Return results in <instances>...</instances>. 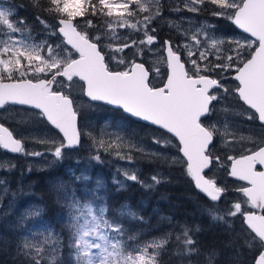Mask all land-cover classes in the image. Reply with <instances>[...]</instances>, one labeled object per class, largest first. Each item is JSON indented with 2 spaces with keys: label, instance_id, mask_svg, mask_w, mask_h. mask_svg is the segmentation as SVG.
I'll use <instances>...</instances> for the list:
<instances>
[{
  "label": "snow or ice",
  "instance_id": "snow-or-ice-1",
  "mask_svg": "<svg viewBox=\"0 0 264 264\" xmlns=\"http://www.w3.org/2000/svg\"><path fill=\"white\" fill-rule=\"evenodd\" d=\"M181 2L182 7L175 11H211L215 17L230 20L249 37L243 41L217 38L209 34L212 26L204 25L191 33L182 32V43L173 44L170 39L161 43L154 26L162 16L161 0H32L37 12L48 13L53 21L48 23L41 15L36 16L48 37L54 38L52 42H37L23 19L13 20L15 6L0 7V110L7 112L10 106H22L58 130L62 134L59 143L47 138L38 141L55 145L52 155L57 161L63 159L65 149L81 143L80 113L73 97L77 88L90 101L116 106L171 134L178 142L173 146L182 154L176 160L183 165L185 175L212 202L204 211L230 232L235 231L232 218H238L240 231L230 246L243 239L240 248L251 253V264H264V140L237 138L228 131L227 123L219 126V121L210 120L217 110L214 102L224 99L221 93L232 94L247 106V120H258L264 127V0ZM18 33L22 38H18ZM157 44L163 50L166 66L159 86L152 79L161 77V68H149L143 60ZM225 44L227 48L223 47ZM229 72H234L232 79L238 82L233 89L224 83ZM217 140L225 148L240 140L252 141L255 146L243 147L241 154L222 159L214 151ZM154 142L172 143L171 139ZM93 143L105 151L117 150L116 155L128 161L132 160L131 150L142 151L120 135L111 143L95 138ZM0 148L11 153L42 155L26 152L23 141L15 138L3 123ZM124 148L129 150L127 154L119 151ZM93 159L99 161L100 156ZM5 167L0 164V168ZM218 168H225L229 177L246 182V186L235 189L246 199L230 204L223 200L229 188L210 175ZM124 175L127 180L143 183L134 172L125 171ZM74 178L86 183L91 180L83 174ZM151 180L154 184L161 182L157 175ZM144 186L151 188L153 184ZM102 189L103 182L97 179L89 199L81 200L73 194L64 205L65 227L69 231L66 259L61 256L60 235H53L49 226L42 242L34 243L25 237L18 246L21 264H162L160 257L167 254L172 234L143 244H129L127 240L136 237L129 235L125 240L123 224L107 216ZM219 203H225V207L221 209ZM39 215L38 209H30L19 222L23 224ZM118 215L143 220L126 205ZM199 231V227L183 226L175 236L174 254L189 261L194 255H203L205 264H215L219 253L214 248L202 252L197 247L194 235ZM234 254L239 257L242 253L234 249Z\"/></svg>",
  "mask_w": 264,
  "mask_h": 264
},
{
  "label": "rangeland",
  "instance_id": "rangeland-1",
  "mask_svg": "<svg viewBox=\"0 0 264 264\" xmlns=\"http://www.w3.org/2000/svg\"><path fill=\"white\" fill-rule=\"evenodd\" d=\"M24 2L25 3H23V0H0V7L15 6L14 11L16 14L13 16V20L19 21L24 17L30 16L27 12L33 7L32 0H24ZM21 6H26V8H24L25 13L22 11L23 7ZM161 6L162 16L154 24L157 28V35L161 43L163 41L162 37L166 35L170 37L173 44L182 43L185 39L182 32L187 31L191 33L194 32L196 28L204 25H211L212 28L209 34L217 38H223L225 40L239 39L243 41L245 38L249 37L238 31L230 20L224 17H215L211 14V11H201L200 13L175 11L176 7H182L181 0H161ZM34 12H36V9H34ZM26 21L27 19H25V22ZM47 21L48 23H53L52 19ZM170 22L172 26H170ZM36 23H39L37 19ZM32 24H27V26L31 30V35L35 41L39 42L43 39H49V41L52 42L54 38L48 37L43 26H38L37 24L33 26ZM17 36L18 38H22L19 33ZM133 38H137L135 34H133ZM56 42L58 43L59 40H56ZM223 47L227 48L228 45L225 44ZM129 56H131V53H129ZM163 56V50L160 44H157L152 53L143 57L144 61L146 59L145 62L149 68L154 66L161 68V77H154L158 86L164 78L166 69L163 63ZM233 74L234 72L227 73V77L224 80V83L229 89H233L237 85V82L232 79ZM221 95L224 96V99L218 103L215 102L217 110L213 112L210 120L212 122L219 121V126H223L227 123L228 131L234 133L237 138L252 137L256 142L264 140V130H262L261 133V129L255 123L256 121L247 120L246 114L242 112L244 110L236 103L237 97L232 94L221 93ZM73 97L75 98L77 110L81 117L80 127L82 143L78 148L65 149L63 159L59 161L52 155V150L55 145L38 142L41 139L47 138L54 139L59 143L62 136L58 134L56 130L46 122L33 116L31 112L25 111L22 107L10 106L7 112L0 110V118L11 126L16 137L23 141L25 151L29 153H42L40 156H30L24 153H19L17 156H14L6 152L5 149L0 148V164L6 165L5 168H0V181L3 182L0 184V239L8 234H12V238L15 239L17 245V250L25 237L29 238L34 243L42 242L45 236L48 235L46 229L50 226L53 235L59 234L61 237V256L66 259L69 250L65 245L67 244L69 231L65 227L67 209L64 205L73 194L81 200L89 199L90 192L95 188L97 179L103 182V189L100 195L103 197V203L106 204L108 209L107 201L109 191H128L133 185L137 184L150 194L158 185L153 183L151 180L152 176L157 175L160 181H164L163 185L165 186L170 184L171 175L167 173L166 168H168V170H174V172L183 176V165L176 160L181 154L178 152V148L173 146L176 143H174L172 139L171 144H157L154 142L155 139L163 140L170 138L145 128L143 124H139L134 121V119L133 122L129 116L123 115L124 113L119 114L105 105L89 102L78 88L73 92ZM224 109H227V111H224ZM241 116L243 117V121ZM205 122L208 123L209 121L206 120ZM117 135L122 136L125 140H130L133 144L137 145L139 149H142V151H137L135 149L131 150L132 160L128 161L127 159L119 158L116 155L117 150L105 151L104 148H100L97 144L93 143V138L97 141L103 139L111 143ZM252 146L254 147L252 141L240 140L239 143L225 148L224 145L217 140L214 151L216 154L221 155L223 159L226 155H239L243 147L251 148ZM119 151L127 154L129 150L124 148L119 149ZM153 154L158 155L154 156ZM96 155L100 156L99 161L93 159ZM174 160H176V162H173ZM144 162L153 163L154 165L147 170V168L145 169L143 166ZM157 164L159 166H157ZM19 165L24 166L25 169H23V172L19 171L21 175L15 178L12 175V170L16 169ZM226 165H228V162L225 160V166ZM222 169L223 168H218L213 172L219 183H221ZM125 171L130 173L134 172L138 176L139 181L143 183L127 180L124 175ZM82 174L89 176L91 180L86 183L84 181H77L74 178ZM41 177L45 179L46 189L51 195L50 200H52V202L54 201V205H52L53 210L51 212H49L48 207L51 205L50 200H46L35 190V186H37L39 182L38 179ZM32 179H36V181L33 182ZM178 180L181 182L180 178H178ZM184 180H186V178ZM116 181H120L121 183H116ZM174 183H177V180H175ZM145 184H153V187H145ZM224 185L229 188L230 197H227L226 200L228 204L243 200L242 197L235 194L237 193L235 191L237 186L232 187L228 183H224ZM194 202L197 207V217L200 218L198 221H195L192 229L199 227V232H203V225H205L206 222L203 224L202 216H208L204 210L210 205L205 202ZM97 203H100V201H97ZM146 204H149V200L145 198L142 207L146 208ZM126 206L136 212L138 216L142 217L141 211H137L130 205ZM224 207L225 203L220 208L223 209ZM30 209H38L40 215L29 218L26 222L20 224V217ZM107 216L109 217L108 212ZM126 218L128 217H120V219L123 220ZM195 218H193V220H195ZM128 219L137 221L131 218ZM211 223L214 228L222 227L220 231L219 229L215 230L227 236V238L219 240L218 238L215 240V237L212 236H204L206 242L210 245L209 249L214 248L219 253L215 260V264H225L223 260L226 258H232L234 260L230 264H240V260H251V253L240 248V245L243 244V239H238L234 245L230 246V241L240 231L238 227V218H232L231 220L233 229H235L234 232H230L225 225L219 222L211 220ZM125 232H127L126 228ZM179 232L171 233L172 240L167 246V252L170 248H173L175 253L177 247L175 236L179 234ZM199 232L195 233L194 239L197 241V247H199L202 252H205L208 249L202 248L201 242L204 237L203 234L199 235ZM134 236L138 237L139 235ZM163 236L160 235L148 241L156 240ZM211 238L213 240H211ZM127 241L128 243L131 242L130 240ZM145 242H141V244ZM234 249L239 250L242 254L237 257L234 254ZM175 257L179 258L176 255ZM174 264H177L176 261H174ZM184 264H205V260L203 255H194L191 261L186 260Z\"/></svg>",
  "mask_w": 264,
  "mask_h": 264
},
{
  "label": "trees",
  "instance_id": "trees-1",
  "mask_svg": "<svg viewBox=\"0 0 264 264\" xmlns=\"http://www.w3.org/2000/svg\"><path fill=\"white\" fill-rule=\"evenodd\" d=\"M42 2H46V0H42ZM23 3H25L24 0ZM21 7H23L22 11L25 13L24 8H26V6H21ZM34 9L36 8L31 7L30 11L27 12L30 16L23 18L24 21L25 19H27L26 21L27 24L33 23L32 24L33 26H35V24H37L38 26H42L39 23H36V16L38 14L41 15L43 18H46L47 20L51 19L48 13L46 12L38 13L37 9L36 12H34ZM166 39H170V37L167 35L162 37V40H166ZM152 83L158 86L154 78L152 79ZM236 103L240 108L244 110L242 112L245 113L246 107L242 105L241 101H238V99H236ZM113 110L119 114H123V112L120 110H115V109ZM241 118L243 121L242 116ZM131 120L133 121L132 118ZM253 121H257V120L254 119ZM3 123L7 125L5 121ZM138 123L142 124L140 122ZM143 125L145 128H148L152 131L165 135L166 137L172 139L173 142L177 144L175 138L169 136V134H166L163 131L150 127L148 125L145 124ZM9 127L12 129L11 126ZM153 165H154L153 163L152 164L147 162L143 163L144 168L145 169L147 168V170L149 167H152ZM157 166L159 165L157 164ZM23 169H25V167L21 165L17 166L16 169H13L12 170L13 177L16 178L19 175H21L19 171L23 172L24 171ZM166 169H167V173L171 175L170 184L165 186L163 185L164 181H161V183L158 184L150 194L147 191H145L144 188H141V186L137 184L133 185L128 191L108 192L107 205H108V213L110 219L116 218L123 223L124 227L127 229L125 236L126 240L129 235L131 236L139 235L138 237H136L135 240H130L131 242H129V244L134 245L137 243V241L141 243L151 240L153 238H157L160 235L163 236L168 233H177L181 230L183 226H188L190 228H193L195 221L196 220L198 221L200 218L197 217L198 216L197 207L194 201H198L201 203L205 202L208 203L209 205L211 204L206 198H203V196L197 192L193 183L191 182V179L187 177L184 172H182L183 176H181L180 174L174 172V170H168V168ZM184 177L186 178V180H184L185 179ZM178 178L181 179V182L178 180ZM32 180L33 182L36 181V179H32ZM38 180L39 182L37 186H35L36 192L40 196H43L46 200L48 199L50 200L51 195L49 191L46 189L45 179L41 177ZM175 180H177V183H174ZM145 198L146 200H149V204H146V208L142 207ZM125 205H130L137 211H141L143 220L132 221L128 218L124 220L120 219L118 212L121 209V207ZM193 218H195V220H193ZM202 219L201 220L203 224L205 222H211L210 217L207 215L205 216L203 215ZM238 221H239L238 227L240 228V220L238 219ZM207 229L206 231L203 230V232L202 231L199 232V235L206 234L205 235L206 237L212 236L215 237V240L217 238L219 240L222 239V237L224 238L227 237L226 235L221 234L215 230V229H219L220 231L222 230V227L214 228L212 225H210ZM12 237H13L12 234H8L4 236V238L0 239V264H21V254L17 250L15 239H13ZM211 240L213 239L211 238ZM209 247H210L209 244H207V246L204 243L202 244V248L204 249H209ZM160 259L162 264H174V261H176L177 264H184V262L188 260L186 258L175 257L173 248H170L167 254H162Z\"/></svg>",
  "mask_w": 264,
  "mask_h": 264
},
{
  "label": "flooded vegetation",
  "instance_id": "flooded-vegetation-1",
  "mask_svg": "<svg viewBox=\"0 0 264 264\" xmlns=\"http://www.w3.org/2000/svg\"><path fill=\"white\" fill-rule=\"evenodd\" d=\"M90 102V101H89ZM242 103V102H241ZM75 106H76V101H75ZM246 108H247V106L246 105H244ZM76 108H77V106H76ZM0 121H3L4 122V120H1L0 119ZM258 126H259V128L261 129L260 130V132L262 131V130H264V127H262L261 126V124H260V122L257 120L256 122H255ZM4 125H6V124H4ZM7 127H9V125L7 124L6 125ZM10 128V127H9ZM11 129V128H10ZM80 129H81V127H80ZM12 130V129H11ZM13 132V131H12ZM14 133V132H13ZM262 133V132H261ZM14 135H15V133H14ZM16 136V135H15ZM17 138V137H16ZM18 139V138H17ZM216 145H217V141H216ZM255 146V145H254ZM253 147V146H252ZM251 147V148H252ZM241 150H243V148L241 149ZM9 154H11V153H9ZM19 154V153H18ZM18 154H13L14 156H17ZM225 167H227V165L225 166ZM215 171V169H213V172ZM213 173H210V175H212ZM218 181V180H217ZM218 183H219V181H218ZM221 183H228L230 186H232V187H234V186H237V188L238 187H240V186H242V185H244V186H246V182H244V181H238V180H236V179H234V178H231V177H229L228 175H227V172H226V170H225V168H223L222 169V174H221ZM196 189V188H195ZM197 190V189H196ZM197 192L199 193V194H201L202 196H203V198H206L207 200H208V198L205 196V195H203L202 193H200L198 190H197ZM235 193V192H234ZM235 194H237V195H239V197H242V199L244 200V199H246L245 197H243L242 196V194L241 193H235ZM227 197H230V193L228 192V194L223 198V200L226 202V200H227ZM209 201V200H208ZM230 201V200H229ZM210 202V201H209ZM210 203H212V202H210ZM51 204V203H50ZM224 205V203H219L218 204V206H223ZM49 207V212H51L52 210H53V208H52V204L50 205V206H48ZM210 225H212V223L211 222H206L205 223V225H203V229L202 230H204V231H206L205 229H207ZM207 230H209V229H207ZM206 234H203V237L205 236ZM206 237V236H205ZM204 237V239L202 240V244L204 243L206 246H207V242H206V238ZM227 238V237H226ZM222 239H224V237H222ZM223 261H225V264H230V263H232L234 260L232 259V258H226L225 260H223ZM240 264H251V260L250 261H246V260H240Z\"/></svg>",
  "mask_w": 264,
  "mask_h": 264
},
{
  "label": "water",
  "instance_id": "water-1",
  "mask_svg": "<svg viewBox=\"0 0 264 264\" xmlns=\"http://www.w3.org/2000/svg\"><path fill=\"white\" fill-rule=\"evenodd\" d=\"M235 26V25H234ZM236 27V26H235ZM237 28V27H236ZM238 29V28H237ZM239 31H241V32H243L241 29H238ZM245 34H247V33H245ZM247 35H249V34H247ZM70 47V46H69ZM147 66V65H146ZM85 98L88 100V101H90L89 100V98L88 97H86L85 96ZM90 102H92V103H94V104H103V105H105V106H108V107H110V108H113V109H117V110H121V109H119V108H117L116 106H112V105H107V104H105L104 102H100V101H95V102H93V101H90ZM18 107H22V106H18ZM76 107V106H75ZM121 111H123V110H121ZM127 116H129V117H131V118H133L134 120H136V121H138V122H141V123H143V124H146V125H148V126H151V127H154V128H157V129H159L157 126H153V125H150L148 122H144V121H142V120H140L139 118H135V117H132L130 114H127V113H125ZM1 123V122H0ZM6 126V125H5ZM7 127V126H6ZM52 127V126H51ZM78 127L80 128V116H79V118H78ZM54 129V128H53ZM9 130L10 131H12L10 128H9ZM55 130V129H54ZM81 130V129H80ZM159 130H162V129H159ZM57 132H58V130H56ZM163 132H164V130H162ZM14 134V133H13ZM61 136H62V134H60ZM169 135H171V134H169ZM14 137L16 138V136L14 135ZM81 143H82V135H81ZM81 143H80V145H81ZM79 145V146H80ZM79 146H77V147H75V148H78ZM6 152H8V153H11V152H9L8 150H5ZM11 154H18V153H11ZM182 155V154H181ZM198 190V189H197ZM199 191V190H198ZM201 193V192H200ZM203 194V193H202ZM204 195V194H203Z\"/></svg>",
  "mask_w": 264,
  "mask_h": 264
},
{
  "label": "bare ground",
  "instance_id": "bare-ground-1",
  "mask_svg": "<svg viewBox=\"0 0 264 264\" xmlns=\"http://www.w3.org/2000/svg\"><path fill=\"white\" fill-rule=\"evenodd\" d=\"M50 203H51L52 205H54V201L52 202V200H50Z\"/></svg>",
  "mask_w": 264,
  "mask_h": 264
}]
</instances>
